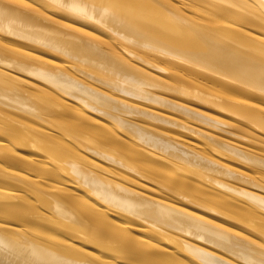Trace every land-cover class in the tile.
Listing matches in <instances>:
<instances>
[{
    "label": "bare ground",
    "instance_id": "1",
    "mask_svg": "<svg viewBox=\"0 0 264 264\" xmlns=\"http://www.w3.org/2000/svg\"><path fill=\"white\" fill-rule=\"evenodd\" d=\"M5 1L17 3L27 12L0 10V27L13 31L19 40L21 37L35 43L33 38L40 31L48 36L50 44L56 45H47L51 49H65L79 61L86 59L92 65L99 62L100 69L106 68L96 69L100 72L97 74L105 75L102 78L107 80L113 75L121 76L123 86L128 79H137L156 88L153 82L160 77L155 80V73L147 71L156 68L185 87L176 86L190 98L217 103L245 119L248 126L250 123L264 131V103L245 96L264 92V0H32L34 4ZM46 11L64 17L57 19ZM26 15L76 31L90 41L84 43L62 30L29 25ZM112 30L120 36L126 33V40L113 36ZM133 40L150 44L162 53L163 59L167 56L166 61L175 65L159 63L158 54L137 50L128 43ZM122 50L126 57H121ZM35 52L0 41V58L85 97L88 89L75 81L78 77L73 80L75 76L66 75L67 61ZM132 56L139 62L132 61ZM181 66L189 73H181ZM194 70L206 77L217 76L234 89L213 93L204 81H197L199 74ZM30 78L0 68L3 249L8 246L7 250L10 247L17 252L16 248L22 247L21 254L28 249L32 257L27 258L32 264H254L252 260L264 264V196L258 191L264 192V169L260 172L253 165L255 170L250 172L235 169L247 183L241 185L244 188L228 185L227 181H232L223 173L221 179L204 177L202 180L208 184L182 173L179 176V167L188 164L186 160L172 152L155 153L133 139L132 125L115 119L121 129L124 127L122 132L96 113L108 111L110 106L111 111L117 112L112 103L99 100L101 109H93L86 99L76 105L63 94L36 86ZM175 85H171L172 89ZM144 92L152 93L149 88ZM232 127L242 135L230 143L224 139L230 150L264 158L260 152H264L263 136L236 123ZM160 132L168 143L197 154L201 162L213 158L210 152L219 151V145L213 143L210 149L205 142ZM94 150L108 161L81 153ZM195 177L198 180L202 175ZM5 182L11 186H4ZM134 217L138 220L132 221ZM11 219L22 224L15 225ZM27 222L36 228L29 229ZM57 235H64L67 240ZM78 240L89 244L75 245L73 242ZM103 251L114 255H103ZM17 257L20 263L21 258Z\"/></svg>",
    "mask_w": 264,
    "mask_h": 264
},
{
    "label": "rangeland",
    "instance_id": "2",
    "mask_svg": "<svg viewBox=\"0 0 264 264\" xmlns=\"http://www.w3.org/2000/svg\"><path fill=\"white\" fill-rule=\"evenodd\" d=\"M24 1L27 3H28V1L29 2L31 1L32 4H34L32 0H27V1L24 0ZM31 2L29 4H31ZM0 10H2V11L8 10L11 13H17V14L27 13L26 10L23 7H21L20 5H18L17 3L7 2L5 0H0ZM46 13L50 14L51 16L56 17L57 19H60V20H62L64 17V16L61 17V15H63V14H61L60 16H57V15H53V14L49 13V11H46ZM26 16L28 18V24L29 25L40 26V27L48 28V29H52V30H56V29L62 30V32L66 33L68 35H71L73 37L76 36L78 38V40H82L84 43H86L87 41H90L87 37L79 35L76 31H72V32L67 31L63 28H60L56 25H53L51 22H48L47 20H44L45 22H43L42 18H40L38 16H28V15H26ZM108 23L111 24L110 21ZM80 27H83V26H80ZM115 30L114 31L112 30V32H111L113 36L118 35V37H120V39L126 40V38H125L126 36L125 37L123 36L126 33H124V34L121 33V36H120L119 34H116L118 31L115 32ZM90 31H92L93 33H96L98 35L105 34V32H102V33L100 32V34H99L97 31H93V30H90ZM36 34H37L35 36L36 38H33L35 43H33L31 41L30 42L27 41L26 39L24 40L21 37L19 40V36H17L16 34L14 35L13 31H10L4 27H0V41L3 44H7V45L13 46V47L14 46L24 47V48L29 49L31 51L32 50L36 51V52L38 51L37 53L36 52L35 53L39 54V55L42 54L41 56H44V57H50V58L55 59V60L57 59V61H59V60L60 61L61 60L67 61L68 62L67 65L70 67V69L67 66L66 70L67 71L69 70V72H67L66 75H68L70 78L75 76V78L74 77L71 78L73 80L76 79L77 77L79 78V79L77 78L75 81L78 82V84L80 86H82L84 89H88V92H86L85 97L83 95H80L79 92H77L74 89L73 90H70V88L63 89L61 86H58L56 84L49 82L46 78H43L40 75H37V74L32 73L26 69L12 65L9 63L8 59L4 60L3 58H0V68H3L4 70L7 69V71H10V72L15 73V74H21V75L27 74L29 77H31L30 79H33L32 81L36 84V86L44 88L48 91H54L56 93L63 94V96H65L69 99L67 101H70V102L73 101L72 103H74V104L77 103L76 105H78V103L83 104L84 102H86L88 100L87 104L88 105L90 104L89 105L90 107H92L93 109H96V108L101 109L100 108L101 106L99 107L100 101L104 102L106 100L105 101L106 103L107 102L112 103L115 107H117V109H118L117 112L114 111L115 112L114 113L113 111H111L112 109H110L111 108V106H110L109 107L110 110L107 108L108 111L107 110L105 112H103V111L97 112L96 111V113L100 114L101 118L104 119V117H105V119H108L109 121H111L110 123H114L115 124V125L113 124L114 127L115 128L118 127V129H120L122 132L125 130L124 127H122V129H121L120 128L121 126L117 125L118 123H116V121L114 122L115 119L120 118V119L126 121V123H128L129 125H132L130 127V133L132 134L133 139L136 142L144 145L145 147L152 149V150H155L156 151L155 153L172 152V153L178 154L179 157L186 160L188 162V164H186L184 166H180L179 168L182 170V172H180L181 170H179V172L176 171V173H175L176 176H178L177 175V172H178L179 176L182 173L186 177L191 176L192 178H195L196 181L200 180L199 182H202V183L205 181L204 183L208 184V182L206 180H202V179H204V177L205 178H211V179H213V178L221 179L220 177H222V176L224 177V175H226L227 177H225V178L231 179V181H232V182L227 181L229 183L228 185L231 184V185H234V186L239 187V188L240 187L244 188V186H241V185H246L247 183H245L246 181L243 178H241L239 172H238L239 174L237 175V173H236L237 169L239 171L245 170V171L250 172L252 170H255L254 167H252L251 165L258 166L260 169L259 170L260 172L264 169V158L250 156L249 154H248L249 155L248 156L244 152H237L235 150L232 151L229 149L230 147H229L227 142L229 141V143H230L232 140L234 141L235 139L239 140L240 135H242L238 132L239 130H236L232 127V124H234V123L240 125L241 127H244V129L252 130L253 132H256L257 134L264 137V134L262 135V133H261L264 131H262L260 128L255 126L256 129H258L256 131L255 127L253 125H250V123L248 126V123L245 122V119L244 120L241 119L239 115H237V114L234 115V114L230 113L228 110H226L225 107L220 106L219 104L211 102L209 100L194 99L192 97L190 98V96H188L186 93L184 94L183 89H180V88H185V87H182V85L180 83H176L174 79L169 78L168 76L165 77L164 75H162L165 72L162 71L160 73L161 70L158 71V69H156V68L150 67V69L152 68L151 70L147 68V71H149L150 73H152V74L155 73L154 74L155 80L158 76L161 79V83L159 82L160 79L159 80L157 79L156 80L157 82L156 81L153 82V84H154V86H156V88L155 87L152 88L150 86L147 87L146 83L141 82L137 79H133V80L128 79L126 81L125 85L123 86L124 79H123V77L118 76V75H113L112 77H107L108 80L104 79V78H102V76H105V75L97 74L100 72L96 71V69H98V68H99V70H102V69H100L99 66H97L99 62L95 61V62H93L94 65H92L86 59H84V62L79 61L77 58L69 55L67 50H65V49H61L59 47H55L56 49H51L47 45H50V46H56V45H54V44L52 45L49 43L48 38H47L48 36H44V34H42L40 31H36ZM105 35H107V34H105ZM127 36L129 37V35H127ZM260 37H261V35H260ZM24 41L27 43H25ZM128 43L135 46L137 48V50L143 49L147 52H152V54H154V53L158 54L159 58L157 59V61L159 63H166L170 67L175 65L172 62H170V64H169V62L166 61V60H168L169 57L166 56V58L163 59L161 56L162 53L160 51L152 48V46L148 43H147L148 45L147 44L142 45L138 42H135L134 40H133V42L128 41ZM44 50H46L45 52L47 54L49 53V51H50V53L51 52L52 53L51 54L49 53V55H50L49 56L46 53L44 54L42 52ZM47 50H49V51L47 52ZM117 51H119V49H117ZM119 53H121V57L123 55H124V57H126L125 55H127V53L125 51L123 52V50L120 51ZM129 56L130 55H128L127 57H129ZM130 59L131 60L134 59L135 61L137 60L139 62V59H137V58L135 59L134 56H132V58H130ZM69 64L72 66H70ZM75 64H77V65H75ZM39 65H41V64H39ZM95 66H97V68ZM72 67H73V69H72ZM101 68H103V66H101ZM105 68L106 67H104L103 70H105ZM182 68H184V69L179 68L181 70L180 71L181 73H182V71L185 72V74L189 73V70L187 72L185 71L186 67H182ZM144 69H146V68H144ZM195 72L197 75V74H199L200 70H196ZM202 72H204V71L202 70ZM200 74L197 76L198 78L196 77V75L194 77L199 79L197 81H200V82L204 81L210 87L209 89L213 90V93L215 91L217 93L218 92L217 90H221V91L226 92L227 90L231 91L232 89H234L232 86H226V83L223 82L224 80L222 81V79L217 77V76L214 77V76L210 75V76L206 77L205 73H204L205 75H203V73H200ZM150 79H152V78H150ZM165 79L167 80L166 81L167 83L164 82ZM135 80H137V81H135ZM152 80L154 81V78ZM162 82L164 83L165 86L162 84ZM155 83H157V85ZM168 83L169 84L172 83V84L168 85ZM158 84H160L161 87L158 86ZM162 85H163V87H162ZM171 85H175V88L173 86V89H172ZM177 85L180 88H177L176 87ZM157 87H159V88H157ZM226 87H230V88L226 89ZM148 88H149V90L151 89V92L153 94L152 93L150 94V92H146V93H148L147 95L145 94L144 91ZM161 89H162V91H161ZM177 89L178 90L180 89V92L175 91ZM30 90L32 92L33 89H30ZM89 91H91V93H89ZM34 92L37 93L36 91H34ZM92 94H94V95H92ZM154 94H155V96H153ZM230 95L235 96L238 94L230 93ZM157 96H158V98H156ZM245 96L248 99L250 98V100H252V101L264 103V92H261L258 94L257 93L256 94L255 93H253V94L248 93ZM98 97H100V98H98ZM101 97L104 100L101 99ZM108 99L109 100L111 99V100L109 101ZM83 100H85V101H83ZM94 100H96V101H94ZM176 101L181 102V105L180 104L177 105ZM121 102H122V104H121ZM93 103H94V105H92ZM130 103H131V106L129 105ZM134 104L135 105L138 104V105L134 106ZM137 107H138V109H137ZM144 107L145 108L148 107V108L145 109ZM85 108H87L89 110V107H85ZM130 108H134V110L130 109ZM150 109H154L155 112L153 110H150ZM151 111L153 113H151ZM162 114H163V117H162ZM164 115H167V116H164ZM134 118H136L137 120L136 119L134 120ZM238 118H240L241 120ZM138 119L140 121H138ZM165 119H167V120H165ZM170 119H171V121H170ZM141 123L142 124L144 123V124L142 125ZM145 125H149L150 127H143V128L141 127V126H145ZM230 127H232L234 130L233 129L231 130ZM160 131L184 135L187 139L198 141L200 143L205 142V144H207L206 146L210 149L212 148L211 146H213L212 143L219 145V146H217L219 153L216 151H214L215 153L212 151L214 154L212 152H210V153L212 154V157L214 158V160L217 159L216 161H218L220 163L214 162V164H212V162L214 161L213 158H211V160L205 159V161H204L205 163L201 162L200 160L197 159V156H198L197 154H194L193 152L187 153L184 150L178 149L174 145H171L170 143H168L169 142L168 139L167 138L164 139V137H163V135H161ZM258 131H260V132H258ZM215 136H216V138H215ZM224 139L225 140L228 139V140H226L227 142ZM225 145H227V146H225ZM260 152H262L261 154H264L263 151H260ZM81 153H84L85 155H87L89 157L98 156L101 159H103L104 161H108L105 159L104 155H102L101 152L87 151V153H85V152L81 151ZM223 162L225 163L224 167H223ZM145 163L146 164H153L152 161H145ZM220 164H222V166ZM227 164H228V166H230L229 168H227ZM179 168H177V170ZM225 168H227V169H225ZM262 172H264V170ZM221 174H222V176H221ZM173 175H174V172H173ZM183 175H181V176H183ZM198 175L200 177L202 175V178L200 179L198 177L199 179L197 180L195 176H198ZM188 178H190V177H188ZM240 183H242V184H240ZM3 185L4 186L8 185L9 187L11 186V184L10 183L8 184L7 182L3 183ZM255 190L257 191L258 189H255ZM258 191L261 195L264 196L263 191H260V190H258ZM193 194H196V192H193ZM206 197H208V196H206ZM211 198H213V200H214V196ZM215 199H217V198H215ZM221 209L223 211L227 212L225 208L222 207ZM135 220H138V219L136 217H134V219L132 221H135ZM10 221L15 223V225L16 224H22V223H20L22 221L18 222V220H17L14 222L13 219H11ZM23 222H24V220H23ZM26 225L31 230H33V228H36V227H34L33 224H31V223L29 224L28 222L26 223ZM57 236H59L60 238H62L64 240H67V238L64 237V235H57ZM73 243L75 245L84 246V247H86L85 246L86 244H89V242H86L83 240H78V241H75ZM4 247H6V248L3 249V246H1V244H0V251H1V249L4 250V251L0 252V254L2 256V257L0 256V259H2V260H0V263H2V264L19 263V261L16 260V257L18 256L19 258L17 257V259L20 260V258H21V261L19 264H23V263L32 264V261L30 259H28V258L32 257V256H30V252L28 249H26V252H23L21 254V251L23 250L22 247H21V249H20V247L16 248V249H19L17 252H15L14 249L13 250L11 249L12 250L11 251L10 247L7 250L8 246H4ZM5 250H7V252ZM2 252L3 253L5 252V253L2 255ZM11 252L13 254H11ZM15 253L16 254L19 253V254H17V256H16ZM104 253H102V254L103 255H114V254H111V252H108V253L106 252V254H104ZM8 255H11L10 256L11 259ZM255 257L257 258L256 254H255ZM256 258H254V259H256ZM255 261L256 260H252V263L256 264L257 261L256 262ZM33 264H35V263H33Z\"/></svg>",
    "mask_w": 264,
    "mask_h": 264
}]
</instances>
